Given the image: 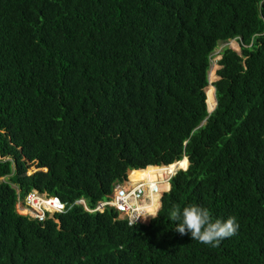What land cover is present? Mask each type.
<instances>
[{
  "label": "trees",
  "instance_id": "trees-1",
  "mask_svg": "<svg viewBox=\"0 0 264 264\" xmlns=\"http://www.w3.org/2000/svg\"><path fill=\"white\" fill-rule=\"evenodd\" d=\"M177 170L146 225L18 212L32 191L94 210L130 171ZM193 204L237 234L174 232ZM0 264H264V0H0Z\"/></svg>",
  "mask_w": 264,
  "mask_h": 264
},
{
  "label": "built area",
  "instance_id": "built-area-1",
  "mask_svg": "<svg viewBox=\"0 0 264 264\" xmlns=\"http://www.w3.org/2000/svg\"><path fill=\"white\" fill-rule=\"evenodd\" d=\"M132 174H129L123 183L116 185L113 194L106 201L100 202L94 210L89 209L84 199L69 207L57 197L32 191L25 199L19 200L18 212L34 221L43 223L54 220L59 224L56 216L66 214L74 206L83 207L88 213H104L107 208H112L120 213L122 220L128 221L129 226L146 225L152 220L149 209L161 204L175 174H166L163 177L158 175L154 181H134ZM145 215L149 217L147 222L143 221ZM138 217L141 220L136 223Z\"/></svg>",
  "mask_w": 264,
  "mask_h": 264
},
{
  "label": "clouds",
  "instance_id": "clouds-1",
  "mask_svg": "<svg viewBox=\"0 0 264 264\" xmlns=\"http://www.w3.org/2000/svg\"><path fill=\"white\" fill-rule=\"evenodd\" d=\"M167 167L169 166L156 167V168H167ZM179 171L181 170H177L176 172L178 173ZM135 172L138 171H130L128 175L132 173L134 174ZM176 175L177 174H175V176ZM170 190H171V181H170L169 190L165 194L169 193ZM161 206H162V200H161L160 208L150 213L152 220H157L159 218V211L161 209ZM169 218L172 221L176 222V227L174 229V232L178 233L181 236H186L190 234L191 240L198 241L199 243H202L210 247H219L222 240L234 236L235 234H237L239 229V224L236 221L235 217H229L227 220L213 219L209 209L196 204L186 206L183 208V210H181L177 206H173V208L170 210ZM148 219H149L148 215H145L143 221L147 222ZM140 220L141 219L138 217L135 222L137 223Z\"/></svg>",
  "mask_w": 264,
  "mask_h": 264
},
{
  "label": "rangeland",
  "instance_id": "rangeland-1",
  "mask_svg": "<svg viewBox=\"0 0 264 264\" xmlns=\"http://www.w3.org/2000/svg\"><path fill=\"white\" fill-rule=\"evenodd\" d=\"M225 48H229L233 51H235L236 53H238L239 55H241V44L238 42V41H232L230 43H227V44H222L218 49L217 51L215 52L214 56H213V59H212V67H211V70L209 72V78H210V84L212 82V79L214 78V83L217 82L218 80V75H217V72L220 70V67H219V61L221 59V53L223 52V50ZM213 83V84H214ZM36 171V168H32L29 172L30 173H33ZM133 177V175L131 176V178Z\"/></svg>",
  "mask_w": 264,
  "mask_h": 264
},
{
  "label": "bare ground",
  "instance_id": "bare-ground-1",
  "mask_svg": "<svg viewBox=\"0 0 264 264\" xmlns=\"http://www.w3.org/2000/svg\"><path fill=\"white\" fill-rule=\"evenodd\" d=\"M211 85V84H210ZM210 87V86H209ZM209 89V88H208ZM208 89L206 90V92L208 91ZM215 89V88H214ZM187 159V158H185ZM181 163V162H180ZM182 166H180L181 168ZM175 173V172H174ZM173 174V173H172ZM133 177L132 179L134 181H144V180H150V181H154L156 179V177L158 176V174L156 173H148V172H135L134 174H132ZM160 208V204L154 206L153 208L149 209V211L152 213L154 211H156L157 209Z\"/></svg>",
  "mask_w": 264,
  "mask_h": 264
},
{
  "label": "water",
  "instance_id": "water-1",
  "mask_svg": "<svg viewBox=\"0 0 264 264\" xmlns=\"http://www.w3.org/2000/svg\"><path fill=\"white\" fill-rule=\"evenodd\" d=\"M219 80V79H218ZM209 81H210V79H209ZM216 91V90H215ZM215 98H216V94H215ZM217 99H216V107H215V109L213 110V111H211V110H209V108H208V112H209V114L211 115L212 113H214V111L216 110V108H217ZM205 125V123H203L202 124V126H204ZM189 161V160H188ZM188 170V169H187ZM181 171H186V170H181ZM175 174H177V172H175Z\"/></svg>",
  "mask_w": 264,
  "mask_h": 264
},
{
  "label": "snow or ice",
  "instance_id": "snow-or-ice-1",
  "mask_svg": "<svg viewBox=\"0 0 264 264\" xmlns=\"http://www.w3.org/2000/svg\"><path fill=\"white\" fill-rule=\"evenodd\" d=\"M186 163H187V162L185 161V162H184V164H183V165H181V166H182V167H183V166H186Z\"/></svg>",
  "mask_w": 264,
  "mask_h": 264
}]
</instances>
